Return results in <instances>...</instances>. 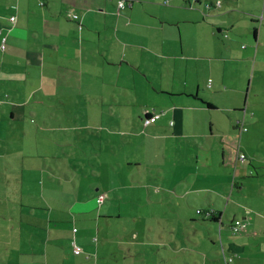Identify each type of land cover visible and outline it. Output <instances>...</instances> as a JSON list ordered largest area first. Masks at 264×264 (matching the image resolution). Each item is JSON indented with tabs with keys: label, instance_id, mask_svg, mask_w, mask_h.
Returning <instances> with one entry per match:
<instances>
[{
	"label": "crops",
	"instance_id": "1",
	"mask_svg": "<svg viewBox=\"0 0 264 264\" xmlns=\"http://www.w3.org/2000/svg\"><path fill=\"white\" fill-rule=\"evenodd\" d=\"M119 1L0 0V139L5 137V144L11 140V145L0 147V264H264V256L256 255L264 250V227L254 228L259 219L264 222V202L257 208L263 211L248 206L244 210L242 233L234 236L231 230L240 220L237 216L230 219L229 232L223 224L230 204L227 189L231 185L243 193L246 188L237 179L247 160L243 142L252 133L248 109L262 107L253 106L259 104L252 96L262 102L259 85L264 95V0H198L192 5L185 0H124L127 8L121 11ZM235 69L239 79H248L244 107H234L243 113L233 125L241 137L236 178L217 181L220 188H214L209 178L228 177L231 155L222 141L227 133L211 115L228 114L234 105L220 107L208 90L213 95L218 91L214 74L223 85L219 89L229 90L225 73L234 74ZM156 82L158 87L152 85ZM143 94L153 101L152 111L145 109L139 125L128 117L123 122L91 119L120 110L127 114L123 104L132 106ZM146 114L159 119L146 127ZM93 129L99 131L97 139L87 137ZM63 133L73 137L70 142L84 137L100 150L74 144L73 156L82 150L103 160L104 151L112 149L109 166L97 161L92 172L97 178L91 184L94 193L98 198L105 194L104 202L99 201L101 211H96V219L98 215L105 225L92 224L83 196L69 197L68 175L62 177L52 164L43 169L35 162L39 142L52 146L55 135ZM140 137L137 143L132 139ZM120 138L143 154L119 159ZM24 140L29 141L27 147ZM218 150L222 165L213 162ZM250 155L264 161L256 149ZM108 172L115 180H105L104 186L119 200L128 190L141 189L156 211L164 212L159 210L164 206L195 211L205 223L218 224L221 249L214 233L203 234L195 226V234L186 233L185 240L155 230V236H143L134 228L138 216L131 220L130 233H114L115 214L103 213L109 195L100 190V178ZM39 177L45 180L39 182ZM72 181L77 185L75 178ZM84 204L88 215L79 207ZM96 230L104 233L101 243ZM74 242L79 254L73 252Z\"/></svg>",
	"mask_w": 264,
	"mask_h": 264
},
{
	"label": "rangeland",
	"instance_id": "2",
	"mask_svg": "<svg viewBox=\"0 0 264 264\" xmlns=\"http://www.w3.org/2000/svg\"><path fill=\"white\" fill-rule=\"evenodd\" d=\"M181 29L183 31H185V26L182 25ZM231 72L230 70L228 72H226V76H227V81H228V85H229V90L227 91H223V89H219L222 88L223 85L221 84V82L219 81L218 78H216V75H213V78L217 84V88L218 91H215L217 93H215V95H213V91L212 90H208V95L215 97L216 103L218 105H220V107L222 108H227L230 109L228 107L232 106V111H228V114L223 113L222 111H215L212 113V118L214 120H216L218 123H221L224 132H226V136L222 137V141L227 144V151L229 155H231V162L228 163L230 164V170H229V175L228 177L224 176L223 178H220L218 176L216 177H210L209 181L211 182V186H213L214 188H220L219 186H217L215 184V182H223L225 183L226 181L231 183L232 180L235 177L236 173H235V163H237V153H238V148H239V141L241 139L240 137V131H238L235 127H233V125H235V120L237 119H241L243 118V113H238L237 111H234V107H244V103H245V90L247 88L248 85V79H239V75H238V71L235 69L234 74L229 73ZM217 75H221L223 72H221V70L219 69L217 72ZM234 76V80L231 76ZM244 75V74H242ZM153 79V78H152ZM154 80V79H153ZM155 82V80H154ZM155 87H158V82L153 83L152 84ZM241 87V88H245L242 89L241 91L243 93H238V92H234L233 88L234 87ZM260 88H262L261 85H259ZM258 88L259 93L261 94V100L262 102H260L258 100V98H254L252 96V101L255 103H258L259 105H253V106H262V107H256L255 109L250 106V108L248 109L249 111V118L247 120V124L249 125V127L247 126V128H249L251 130L252 133H250V138L249 139H244L243 145L244 147H246L244 150L246 151L247 154V160L244 162V168L242 169V164L240 165V169H239V173L238 176L239 178L237 179L238 181H240L242 184H244V186H246V188L243 190V193L239 192L238 190L235 189V191L232 190V186L230 185L226 191V197L229 198V208L226 209V215L224 216L223 220H224V230L229 232V226H230V219H232L233 216H237L238 219L245 221V212L244 210L246 208H250L252 209V207H254V211H263L260 208L264 202V167L258 168L256 169V171L253 169L256 168L257 165L259 164H263L261 162H258L255 158H253L250 154L251 152L254 151V149H256L259 153V157L261 159H264V118L261 119V117H264V95L261 93V89ZM258 93V95H259ZM259 97V96H258ZM126 100V97H122L121 101L122 103H124V101ZM152 100L149 99V97H147V95L143 94L141 95V97L136 98L134 104L132 106L127 105V102L123 104V108L127 111V114H125L122 110L119 111V113H106V114H101V115H93L91 117L92 120H97L99 122L102 121H112L113 119L119 122H123L125 120L126 117H128L129 119L131 118V123L132 124H141V118L142 115L145 114V109L147 111H152ZM246 107L248 108V106L246 105ZM247 113L244 115V117L247 116ZM257 114L256 117H253V114ZM210 118V117H209ZM79 122H81V120H85V117L82 118H78ZM231 120V123L229 125V121ZM258 119H260V121H258ZM140 120V121H139ZM250 120H252L253 122L256 123H251ZM75 124V121H74ZM80 124V123H79ZM232 124V125H231ZM153 125V124H152ZM252 126V128H251ZM141 127V126H140ZM208 127V125H207ZM255 127V128H254ZM258 127V130L260 131L259 133H256V128ZM139 128V127H138ZM144 127L142 126L141 128H139L140 130L143 129ZM97 132L99 133V131L97 129H93L91 131V133H89L87 135L88 138H93V139H97V136L95 134H97ZM139 134V133H138ZM64 135V136H63ZM65 133L63 134H58L55 135V141L54 143L51 144L49 143V141H40L39 142V152L40 155L38 158H35V162L37 164H39V166L43 169H45L46 167L44 166H48L50 164H52V166L50 167H54L55 171H58L59 174L66 178V175H68V177L66 178L68 181L66 183L69 184V188L67 191V194L69 195V197L75 198L76 200H81L80 198L83 196L84 201H86L88 203V206H90L91 210L89 208H85V204L79 206L81 208V210H83V212H89L86 213L91 219L92 224H95L96 221L100 222L101 224L105 225L106 223L105 220H98L99 216L97 215V219H96V211L100 212L101 211V207L100 206V202H99V198L97 197V193L95 194L93 191V187H92V183H97V178L94 177L92 174V172L94 171V166L96 164V162L98 161H103V163L109 166V159H111V147L109 146V148L104 151V159H100V157L95 156L94 154H87L85 155L84 152L81 150L77 153V156L74 154L73 156V152L72 150L74 148H72L74 146V144L78 147H85L88 148L89 146H91L92 148H96L98 151L99 147L94 146L92 142L90 141H85V138H80V137H76L75 136V140L74 142H70L69 139H71V137H65ZM244 135L246 136L247 133H244ZM145 137H147L145 135ZM65 138V139H64ZM73 138V137H72ZM141 138V139H140ZM140 138H132L134 139V141L137 143V141H142L143 137ZM121 140V144H120V149L117 150V156L119 159H127V158H134L137 155L141 156L143 154V152H139L136 149V146H134V144H129L125 141H123V138H120ZM5 137H3L2 139H0V147H4V146H9L11 145V140L10 142L8 141V144H5ZM29 141L24 140V146L27 147ZM134 142V143H135ZM70 148L72 150H70ZM94 149L93 153H98V151ZM48 155V156H45ZM214 160L213 162H215L218 165H222V160H223V155L221 154L220 150H218L215 155H214ZM48 158L47 161H45V159ZM253 162V166L249 165L250 162ZM99 162V163H100ZM82 163V166L81 164ZM29 164V161H28ZM101 164V163H100ZM264 165V164H263ZM96 166V165H95ZM110 169V168H107ZM48 170H50L48 168ZM86 171H88L89 173L87 174ZM250 171H252V173L250 174ZM69 172V173H68ZM148 175V174H146ZM145 175V176H146ZM39 176V175H38ZM75 178L77 181V185H74L72 179ZM112 178V179H111ZM101 181L98 183H101V192H107L108 193V199L106 204L104 205V210L103 213L105 212H111L112 216L113 214H115L113 217L111 218V222L113 223V229L115 230L114 233H118V229L120 230L121 233H130L131 230L133 229V223H131V220L134 216H138L140 218L138 223H135L134 228L136 229L137 227L139 228V230L143 231L141 232V235L143 234V236H155L157 232L162 233L165 236H169L172 232L176 234L177 238H183L184 240L188 237L186 235V233L189 234H195L194 233V226L197 227L196 229L200 230L201 233H206V234H215L217 238V247L218 249H221L220 247V242H219V234H218V224H212L211 222H207L205 223L203 220L200 219V217L196 214L195 211L193 212H182L180 210H177L176 208H167V207H162L159 208V210H164V212H160V211H156L155 207H151V205H149L148 203H146V199H147V195H145L144 190H133V191H127V193L125 194V196L121 193L122 197L121 200L118 199V196L114 195V193H112L111 191H106L107 187L104 186V182L105 180H115V177L111 176L110 173L108 172V174L106 175V177H101L100 178ZM155 179V178H154ZM217 179V180H215ZM39 182H42L43 180H45L44 177H39ZM220 182V183H221ZM82 184L84 186V188L87 190L86 191L82 190ZM205 185H209V184H205ZM99 188V187H97ZM216 192V191H213ZM196 197H197V193ZM200 194V192L198 193V195ZM204 193H201V195H203ZM105 195V194H103ZM126 197V198H125ZM125 198V199H124ZM151 199H153V201H156V197H150ZM235 198L237 199L236 204H234ZM92 202V203H91ZM122 202H124V205H121L120 209H119V205L122 204ZM225 204V202H224ZM154 205V204H153ZM155 206V205H154ZM248 206V207H247ZM84 209H83V208ZM108 208H110L109 210H107ZM78 210V207L76 208ZM256 209V210H255ZM88 210V211H87ZM121 213L123 218L119 219L117 221V214ZM111 216V217H112ZM195 221H192L193 219H195ZM122 220V221H121ZM124 224V226H120L119 223ZM98 223H96L97 225ZM193 224V225H192ZM86 225H84L83 227H85ZM150 226V227H148ZM171 226L173 228H171ZM264 227V222L262 219H259V222H257L256 224H254V228H260V227ZM193 227V228H192ZM126 228V230H122ZM143 228V229H142ZM211 229H214V231L212 232ZM155 230V232H154ZM96 236H98V238L100 239V243H101V238L102 235L104 233H100L98 232V230L95 231ZM183 234V235H182ZM229 239H233V236L231 235H226ZM93 241V237L91 238ZM94 242V241H93ZM209 245H211L210 239L206 241ZM219 242V243H218ZM94 243H97V245L99 244L97 241H95ZM216 243V242H215ZM151 248V247H150ZM147 249V248H146ZM259 253L256 254L258 257H262L264 256V250L261 249V251H258ZM148 258H150L151 254H146ZM216 256V253H215Z\"/></svg>",
	"mask_w": 264,
	"mask_h": 264
},
{
	"label": "built area",
	"instance_id": "3",
	"mask_svg": "<svg viewBox=\"0 0 264 264\" xmlns=\"http://www.w3.org/2000/svg\"><path fill=\"white\" fill-rule=\"evenodd\" d=\"M185 1H188V2H191V3L193 2L195 4L198 2V0H185ZM126 5H127V3L124 0L119 1L118 2L119 11H121L122 9H125ZM217 5L220 6L221 2L217 1ZM15 21H16V17H14V16L11 17V22L14 23ZM1 49L2 50L6 49V39L5 38L2 39ZM158 119H159V115H157V114H155L153 116H150L148 119L145 118L144 125L146 127L150 126L151 124L155 123ZM244 130H246V129H244ZM241 158L244 159V160L246 159L245 155H241ZM104 200H105V195L99 196V201L101 203L104 202ZM198 213H201V211L198 210ZM242 229H244V222L241 221V220H238L235 223L231 224V230H232V233H233L234 236L238 235L241 232ZM73 246L75 248V249H73V252L75 254H79L80 251H81V248L79 246H77L75 243H73Z\"/></svg>",
	"mask_w": 264,
	"mask_h": 264
},
{
	"label": "trees",
	"instance_id": "4",
	"mask_svg": "<svg viewBox=\"0 0 264 264\" xmlns=\"http://www.w3.org/2000/svg\"><path fill=\"white\" fill-rule=\"evenodd\" d=\"M186 2L189 3L190 5L194 4L193 2H192V3H191V2H188V1H186ZM126 8H127V5H126ZM126 8H125V9H126ZM122 10H123V9H122ZM149 117H150V115H147V114H146V115L144 116V119H145V118L148 119ZM143 121H144V120H143ZM243 231H244V230H243ZM243 231H242V232H243ZM75 232H76V231H75ZM242 232H241V233H242ZM74 243H75V242H74ZM75 244H76V243H75Z\"/></svg>",
	"mask_w": 264,
	"mask_h": 264
}]
</instances>
